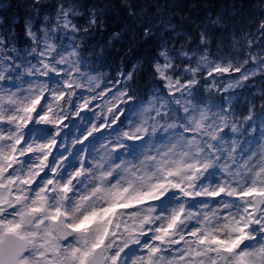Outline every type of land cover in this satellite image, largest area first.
Segmentation results:
<instances>
[{
    "label": "rangeland",
    "instance_id": "rangeland-1",
    "mask_svg": "<svg viewBox=\"0 0 264 264\" xmlns=\"http://www.w3.org/2000/svg\"><path fill=\"white\" fill-rule=\"evenodd\" d=\"M61 1L69 4L54 20L61 25L53 26L58 38L38 39L26 21L35 64L12 71L0 52V223L21 231V214H35V223L23 230L34 244L27 264L52 262L38 258L53 248L46 222L59 212L76 230L61 247L63 264H79L82 242L86 238L93 248L107 221L109 264H222L221 248L231 252L227 264H264V207L252 216L253 196L264 195V122L250 127L238 146L244 123L231 114L230 92L242 75L224 86L222 111L210 112L192 105V88L174 80L161 61L158 72L181 109L171 112L152 97L125 114V131L115 135L120 96L80 71L71 34L80 7ZM66 89L72 93L64 101L73 107L69 116L58 105ZM140 138L128 155L125 139ZM46 188L57 191L62 204ZM249 210L253 226L245 219Z\"/></svg>",
    "mask_w": 264,
    "mask_h": 264
},
{
    "label": "trees",
    "instance_id": "trees-1",
    "mask_svg": "<svg viewBox=\"0 0 264 264\" xmlns=\"http://www.w3.org/2000/svg\"><path fill=\"white\" fill-rule=\"evenodd\" d=\"M74 3L80 12L72 19L77 30L71 34H76L73 46L80 71L97 76L103 86L120 96L117 103L123 114L112 127L114 134L125 131L126 113L152 97L172 106L171 112L181 109L174 105L158 72L161 61L168 62L174 80L192 88V105L210 112L222 111L225 85L240 74L253 73L246 80L241 77V84L230 92L231 114L244 123L238 146L244 144L250 127L264 122V0ZM67 4L61 0H0V52L14 67L35 64L37 50L26 21L32 22L38 39L44 34L48 39L52 34L58 38L60 31L55 33L53 26L58 29L61 25L54 20ZM71 94V89H66L59 102L66 116L73 111L71 104L68 107L64 102ZM172 118L173 114L163 121ZM246 218L252 220L250 215Z\"/></svg>",
    "mask_w": 264,
    "mask_h": 264
},
{
    "label": "water",
    "instance_id": "water-1",
    "mask_svg": "<svg viewBox=\"0 0 264 264\" xmlns=\"http://www.w3.org/2000/svg\"><path fill=\"white\" fill-rule=\"evenodd\" d=\"M82 113L83 112H80V114ZM253 205H254L253 216L257 217L260 214L262 208L264 207V195L261 193L256 194V196L253 198ZM24 217H25L26 226H29L30 224H32L35 216L34 214H25ZM66 227L67 226L64 216H62L56 222L55 228L59 236L63 239L69 238L71 234L73 235L71 229ZM9 245L11 246L10 247L11 251L8 252L5 249H7ZM24 250H25V243L23 240H20L19 238H17L12 234L7 235L5 239L0 242V260L2 259L0 261V264H5L3 259H9L7 264L9 263L18 264L19 257L25 252ZM97 252L98 253H96L95 256L89 261V264H105L104 249L98 250ZM219 253L223 264H226L231 256V253L228 250H224V249H221ZM185 258H187V256Z\"/></svg>",
    "mask_w": 264,
    "mask_h": 264
},
{
    "label": "flooded vegetation",
    "instance_id": "flooded-vegetation-1",
    "mask_svg": "<svg viewBox=\"0 0 264 264\" xmlns=\"http://www.w3.org/2000/svg\"><path fill=\"white\" fill-rule=\"evenodd\" d=\"M46 212V209H45ZM46 225H48V227H50V225L48 223H46ZM37 228L40 230L42 225L40 224L38 226V224H36ZM22 227V226H21ZM23 230H29V229H22L21 231H14V230H8V229H4V227L0 224V233L3 232V234L0 236V240L1 238H3L7 233H13L15 234L17 237L19 238H23L26 243H27V252L25 253V255L20 259V263L21 264H27V262L25 261V257L33 251L34 248V244H33V240H30V236H28ZM12 231V232H9ZM50 239L53 241L52 244V249L50 254L48 255H43L41 257L38 258V261H46V258L49 260L51 259L52 262H50L49 264H63L62 259L60 258L61 254L59 255V253L62 251V246L65 245V243L60 242L56 236H50ZM59 251V252H58ZM120 255L122 254V250L118 252ZM31 254V253H30ZM109 255H110V251H109V246H107V250H106V258H107V263L109 264ZM118 259V258H117Z\"/></svg>",
    "mask_w": 264,
    "mask_h": 264
}]
</instances>
